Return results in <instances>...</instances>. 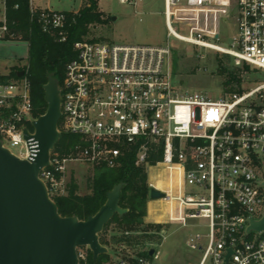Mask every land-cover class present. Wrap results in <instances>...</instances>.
I'll return each mask as SVG.
<instances>
[{
    "label": "built area",
    "instance_id": "obj_1",
    "mask_svg": "<svg viewBox=\"0 0 264 264\" xmlns=\"http://www.w3.org/2000/svg\"><path fill=\"white\" fill-rule=\"evenodd\" d=\"M168 39L233 57L236 66L264 71V0H164ZM16 0H0V42H27L28 33L9 18L18 11ZM137 5L138 0H119ZM184 2V3H183ZM178 12L194 22L193 33L178 35ZM30 22L55 42L68 40L70 18L66 12L37 8L29 0ZM201 14H205L202 16ZM234 18L237 33L229 47L221 41L218 18ZM184 18L182 21H184ZM186 20V21H187ZM204 22V27L199 24ZM175 31L173 30V28ZM209 26L211 29H209ZM218 36V39H216ZM211 40V41H210ZM76 57L66 66L62 92L60 132L80 140L70 153L55 150L50 165L41 172L51 198L67 194L65 173L69 162L94 167L120 166L123 149L140 144L137 164L146 163L149 143L164 145L159 163L179 172L174 190L164 193L168 214L163 226H198L205 233L191 234L186 246L203 251L200 264H264V232L247 233L250 219L264 215V82L242 94L211 100L200 92H185L175 84L170 41L163 46L119 45L83 40L73 46ZM28 65L22 77L0 81V139L12 152L30 160L37 148L34 107ZM195 188V195L185 193ZM168 229L160 232L162 242ZM161 242V244H162ZM160 244V245H161ZM155 243L147 245L149 258L138 264H157L161 254ZM85 249L86 251L84 252ZM88 248H79L80 260ZM115 264H135L119 259Z\"/></svg>",
    "mask_w": 264,
    "mask_h": 264
},
{
    "label": "trees",
    "instance_id": "obj_2",
    "mask_svg": "<svg viewBox=\"0 0 264 264\" xmlns=\"http://www.w3.org/2000/svg\"><path fill=\"white\" fill-rule=\"evenodd\" d=\"M86 1V6L78 13H67L70 18L69 35L67 42L63 44L55 42L53 38L43 34L38 26L30 22L29 0H16V2L11 3V7L14 3L20 4V9L18 11L10 9L9 18L18 23L20 30L28 33L26 37L30 41L28 78L31 82L34 116L36 118L44 115L48 108L44 90L48 83V76L53 74L62 84L67 64L76 57L74 44L83 40L96 41L89 38L91 27L105 22L103 13L99 10V0ZM251 69L249 65L230 69L220 62L218 72L225 79V94L246 92L242 86V71L248 73L251 72ZM15 70H19V68H15L9 76L0 75V81L4 82L11 77H17L20 71ZM254 72L256 73V71ZM79 140L80 137L77 135L62 132L55 151L67 155ZM139 150V143L124 147L120 166L116 168L95 167L94 176L89 183V193L81 195L78 183L73 180L67 186L66 195L53 197L62 216L76 215L80 220H86L95 215L106 203L108 192L120 183L125 184L119 204L121 208L128 209L129 212L123 216L116 214L100 234L101 244L108 247L110 253L101 255L97 260H94L92 252L88 249L87 259H81L80 264H115L119 259L138 264L139 258H149V252L146 250L148 244H161L160 232L167 226L146 222L148 204L151 202L147 168L155 167L164 161V145L162 143H149L147 160L142 165L137 164ZM162 172L163 174L175 175L178 171L164 165ZM159 176L164 182H167L166 185L169 188L175 184L176 179L166 180L161 175ZM154 179L153 177L152 180L154 181ZM150 182L152 184V181ZM162 201L157 200L154 203L163 207ZM158 211L156 206L154 213L157 214ZM158 216H164V214Z\"/></svg>",
    "mask_w": 264,
    "mask_h": 264
},
{
    "label": "rangeland",
    "instance_id": "obj_3",
    "mask_svg": "<svg viewBox=\"0 0 264 264\" xmlns=\"http://www.w3.org/2000/svg\"><path fill=\"white\" fill-rule=\"evenodd\" d=\"M36 7L59 12H79L86 6V0H34ZM232 12H236V0H233ZM184 3V2H183ZM99 10L103 13V24L91 27L90 39L97 42L119 45H149L163 46L170 41L172 54V69L175 84L185 92H200L206 94L211 100L224 99L227 95L224 92L225 79L218 72L220 62L224 66L234 69L242 68L236 66L234 59L230 55H224L211 50H206L181 42L173 37L168 39V30L165 23V1L164 0H138L137 5L121 4L119 0H99ZM204 16L205 14H201ZM176 22L178 33L184 36L193 33L194 22L185 19L183 14L178 12ZM184 18V21H182ZM187 20V21H186ZM202 21V20H201ZM218 28L221 41L212 42L229 47L232 39L237 33V26L234 18H218ZM199 28L206 30L204 22L199 24ZM209 29L210 26H209ZM211 41V40H210ZM30 46L27 42H0V75L9 76L15 68H20L29 64ZM251 72L242 71L243 88L249 91L264 82V71L251 67ZM256 71V73L254 72ZM61 123H59L60 127ZM13 153L21 156L24 149L13 148ZM158 166V167H157ZM148 167V182L160 190H167L162 178L176 179L179 182V172L175 175L171 173L163 174V166L157 165ZM65 173V182L71 183L73 180L79 185V193L85 195L89 193V183L94 176V166L88 163L69 162ZM167 167V166H166ZM158 176V177H157ZM153 177L154 181L152 180ZM171 187V192L174 186ZM195 195V188L187 187L186 192ZM157 200H151L156 202ZM163 207L156 205L159 211L157 215L168 214L166 201L163 200ZM149 207V204H148ZM162 208V209H161ZM153 221V220H150ZM150 221H147L149 223ZM156 222V221H155ZM198 226L183 228L178 225H168V234L162 244L157 247L161 254L157 264H200L203 251H192L186 246V239L195 233H205L202 221H196ZM84 252L86 251L83 249ZM205 264H213L212 260H207Z\"/></svg>",
    "mask_w": 264,
    "mask_h": 264
},
{
    "label": "water",
    "instance_id": "obj_4",
    "mask_svg": "<svg viewBox=\"0 0 264 264\" xmlns=\"http://www.w3.org/2000/svg\"><path fill=\"white\" fill-rule=\"evenodd\" d=\"M23 75V71L17 74ZM44 90L47 111L32 122L34 134L24 130L26 139L34 137L37 142L33 157L20 158L0 139V264H80L79 248H88L97 260L110 253L100 242L105 226L116 214L123 216L129 212L119 204L125 186L120 183L107 193L101 209L86 220L59 213L40 177L50 165L52 152L62 135L59 130L62 92L53 74L48 76ZM162 198L163 192L151 189V200ZM251 232H264V215L259 220L250 219L247 233ZM154 251H150V256Z\"/></svg>",
    "mask_w": 264,
    "mask_h": 264
},
{
    "label": "crops",
    "instance_id": "obj_5",
    "mask_svg": "<svg viewBox=\"0 0 264 264\" xmlns=\"http://www.w3.org/2000/svg\"><path fill=\"white\" fill-rule=\"evenodd\" d=\"M32 2L36 6L35 1L32 0ZM72 13H78V12H72ZM155 207H156V204L154 202H150L149 203L148 215H147V218H146L147 221L154 220L156 222H160V221H162L165 218V215L164 216H158L157 214L154 213V208Z\"/></svg>",
    "mask_w": 264,
    "mask_h": 264
},
{
    "label": "bare ground",
    "instance_id": "obj_6",
    "mask_svg": "<svg viewBox=\"0 0 264 264\" xmlns=\"http://www.w3.org/2000/svg\"><path fill=\"white\" fill-rule=\"evenodd\" d=\"M172 28H173V26H172ZM173 30L175 31V29L173 28ZM176 34H178V35H180L178 32H176ZM181 36V35H180Z\"/></svg>",
    "mask_w": 264,
    "mask_h": 264
}]
</instances>
